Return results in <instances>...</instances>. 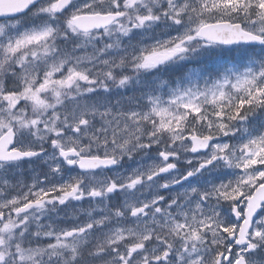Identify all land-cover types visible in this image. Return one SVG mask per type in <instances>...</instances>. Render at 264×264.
Segmentation results:
<instances>
[{"label":"snow or ice","instance_id":"6c2138e0","mask_svg":"<svg viewBox=\"0 0 264 264\" xmlns=\"http://www.w3.org/2000/svg\"><path fill=\"white\" fill-rule=\"evenodd\" d=\"M0 264H264V0H0Z\"/></svg>","mask_w":264,"mask_h":264}]
</instances>
